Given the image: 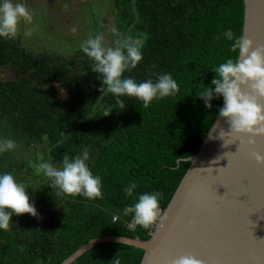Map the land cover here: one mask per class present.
Listing matches in <instances>:
<instances>
[{
	"label": "trees",
	"instance_id": "obj_1",
	"mask_svg": "<svg viewBox=\"0 0 264 264\" xmlns=\"http://www.w3.org/2000/svg\"><path fill=\"white\" fill-rule=\"evenodd\" d=\"M126 2L123 17L131 14L133 2L139 16L135 28L145 36L143 60L125 75L142 81L170 72L180 86L176 96L156 99L147 108L122 96L127 107L121 109L113 94L101 93L99 74L85 53L61 66L29 50L19 33L14 39L0 37V66L19 73L0 78V140L16 142L15 149L0 154V172L13 173L28 187L42 215L14 216L10 228L0 230V264H59L100 235L150 238L157 221L144 228L124 215V207L134 202L125 186L135 182L137 193L159 191L164 210L190 165L177 161L198 151L223 105L221 97L207 109L198 95L216 75L213 66L237 55L222 34L229 28L243 34L244 0ZM51 82L67 96L43 89ZM23 142L33 154L21 164L14 156ZM84 150L93 173L102 178V198L57 195L36 158L62 167L65 154L71 158ZM143 255L133 245L103 242L72 264H140Z\"/></svg>",
	"mask_w": 264,
	"mask_h": 264
},
{
	"label": "clouds",
	"instance_id": "obj_2",
	"mask_svg": "<svg viewBox=\"0 0 264 264\" xmlns=\"http://www.w3.org/2000/svg\"><path fill=\"white\" fill-rule=\"evenodd\" d=\"M22 21L25 24L33 21V13L23 0H0V37L16 38ZM25 35H31V32L27 31ZM222 35L231 41V51L237 55L213 66L211 70L216 75L198 97L203 100L207 109L213 107V99L222 97L223 105L218 110L219 116L226 119L232 132L247 134L246 145H255L256 137L264 136V103L260 99L264 97V48L255 47L250 38L237 36L230 28ZM115 44V47L106 45L104 36L97 34L83 41L80 47L93 61L92 70L99 74V90L101 93L113 94L119 108L127 107L120 99L122 96L135 97L147 108L156 99L179 93L180 86L170 72L159 73L155 79L142 81L125 75L135 69L144 58L140 38L117 39ZM112 111L113 109H108L104 116ZM15 147L13 139L0 140V154ZM253 155L257 162L264 163V152L253 150ZM89 159V152L84 150L71 158L65 154L62 167H56L51 161H44L40 163L39 169L50 180L48 185L58 189L57 195L102 198V178L93 173L88 164ZM136 188L135 182L125 186L126 195L133 198L134 202L126 205L123 213L125 216L131 215L135 224L148 228L160 217L162 193H137ZM23 214L42 218L28 187L18 181L13 173L0 172V230H8L13 217ZM116 264H120L119 260ZM173 264H204V261L189 254L179 256Z\"/></svg>",
	"mask_w": 264,
	"mask_h": 264
},
{
	"label": "water",
	"instance_id": "obj_3",
	"mask_svg": "<svg viewBox=\"0 0 264 264\" xmlns=\"http://www.w3.org/2000/svg\"><path fill=\"white\" fill-rule=\"evenodd\" d=\"M242 35L264 48V0H244ZM247 139L232 132L218 113L198 151L180 158L190 165L150 238L100 235L59 264H72L103 242L143 249L140 264H173L189 254L204 264H264V163L253 155V150L264 152V136L256 137L255 145H246Z\"/></svg>",
	"mask_w": 264,
	"mask_h": 264
},
{
	"label": "rangeland",
	"instance_id": "obj_4",
	"mask_svg": "<svg viewBox=\"0 0 264 264\" xmlns=\"http://www.w3.org/2000/svg\"><path fill=\"white\" fill-rule=\"evenodd\" d=\"M23 2L33 13V21L30 24L22 21L20 25L19 34L25 46L37 54L48 55L51 62L56 65L62 66L73 59L78 61L84 56L80 45L90 36L102 34L105 44L113 47L116 46L117 39L132 37L140 38L142 42L145 36L142 31L135 28L139 16L133 2L129 4L132 7L131 14L123 17L122 9L126 6V0H23ZM27 31H30L31 35H25ZM18 74L16 67L0 66V78L4 80L16 78ZM43 89L63 97L67 96L56 82L45 84ZM5 131L7 133V129ZM27 144L26 142L20 146L14 156L21 164L25 162L24 157L33 154L31 148H27ZM40 161L42 158L37 157L36 162L39 165Z\"/></svg>",
	"mask_w": 264,
	"mask_h": 264
},
{
	"label": "built area",
	"instance_id": "obj_5",
	"mask_svg": "<svg viewBox=\"0 0 264 264\" xmlns=\"http://www.w3.org/2000/svg\"><path fill=\"white\" fill-rule=\"evenodd\" d=\"M130 227H132V228H133V225H132V223L130 224Z\"/></svg>",
	"mask_w": 264,
	"mask_h": 264
},
{
	"label": "snow or ice",
	"instance_id": "obj_6",
	"mask_svg": "<svg viewBox=\"0 0 264 264\" xmlns=\"http://www.w3.org/2000/svg\"><path fill=\"white\" fill-rule=\"evenodd\" d=\"M245 181H247V180H245ZM245 181H244V183H245ZM244 194H247V193H244ZM243 195V194H242ZM247 196H248V194H247Z\"/></svg>",
	"mask_w": 264,
	"mask_h": 264
}]
</instances>
